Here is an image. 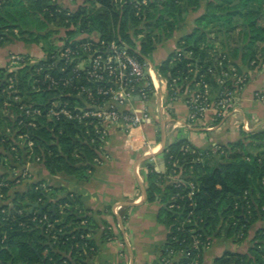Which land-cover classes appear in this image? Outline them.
<instances>
[{
    "label": "trees",
    "instance_id": "obj_1",
    "mask_svg": "<svg viewBox=\"0 0 264 264\" xmlns=\"http://www.w3.org/2000/svg\"><path fill=\"white\" fill-rule=\"evenodd\" d=\"M224 1L229 3L233 0ZM88 2L91 3L90 7L79 6L75 9L71 6L63 8L56 0H0V47L7 42L22 41L34 44L37 49L41 45L40 41H48L54 33L61 36L64 34L70 39L80 33H92L100 34L106 41H127L138 59L148 63L150 54L170 39L179 25L186 21L185 14L202 11L194 20L196 27L192 33L177 42L179 48L193 53L192 59L183 57L174 60L172 53L156 66L169 85L174 79L189 75V70L196 63L201 73L207 72L214 65L207 49L210 47L205 46L207 34L201 27L206 29L223 18L232 23L234 15H241L246 26L242 63L250 65L251 62H259L256 46L258 43L264 44V25L260 22L264 14V0H241L239 6L232 7L229 13L221 16L217 15V7L212 2H208L202 9L201 0H150L148 6L143 7L141 17L135 15L134 5L130 2L120 9L115 8L112 0ZM15 30L19 31V35ZM145 31L147 36L137 52L133 39ZM42 48L45 50L46 47ZM262 51L264 57V47ZM238 52L239 49L234 48L233 58H239ZM33 73L30 67L22 70L20 77L16 78V87L22 91L30 89V76ZM3 74L2 70V78ZM2 78L0 89L6 82ZM206 80L215 85L211 76ZM168 97L175 99L171 91ZM7 120L3 123L0 118V149L3 148L0 156L10 155L14 161L16 153L12 149L17 148L21 157L27 160L31 149L18 138L30 133L33 163L40 159L39 164L51 175L63 173L78 180H89L93 164L102 155V151L100 143L91 142L78 122L66 118L56 121L40 117L37 128L25 129L19 126L21 113H16L15 120L9 117ZM158 136L156 140L159 142L161 137ZM248 145L263 151L253 154ZM187 146L190 144L186 140L168 145L163 152L166 167L172 168L178 159L181 164L190 162V155H184ZM221 148H229L231 151L229 155L221 156L222 163L211 165L213 154H210L204 163L195 165L199 191L194 212L204 219L201 224L203 229L199 228L198 233L205 243L212 244L214 239L223 235L234 246V250H227L216 257L214 264H264V226L251 237L252 228L264 224V131L247 133L242 130L241 139L222 145ZM10 177L8 172L0 173V183L5 180L11 186L3 191L4 198L0 199V264H90V259L97 252L96 241L91 236L98 226L89 212L83 209L79 196L55 188L46 193L42 187L38 188L41 182L31 185L23 193H16L13 192L15 180ZM148 184L149 200L160 198L164 207L159 217L169 228L163 257L167 248L188 250L192 243L191 235L178 231L180 224L174 217L179 211L176 208L169 209L170 202L176 199V189L152 165H148ZM246 192L251 201L250 208L244 198ZM9 199H13L14 206L5 215L2 210L7 208L5 203ZM36 203L40 207L48 204L44 209L37 208L30 213V208ZM187 212L185 210L184 215ZM45 216L48 222L40 223ZM49 224L52 228L47 230ZM240 233L242 237L238 236ZM112 237L113 233L106 228L103 239L110 241ZM250 238L252 244L247 252L238 250L240 246L237 244L243 245ZM206 250L202 248L203 256Z\"/></svg>",
    "mask_w": 264,
    "mask_h": 264
},
{
    "label": "built area",
    "instance_id": "obj_2",
    "mask_svg": "<svg viewBox=\"0 0 264 264\" xmlns=\"http://www.w3.org/2000/svg\"><path fill=\"white\" fill-rule=\"evenodd\" d=\"M128 2L134 5L135 15L141 17L143 7L148 6L150 0H112L113 5L118 9ZM83 3L86 4H83L84 6H88V0H84ZM71 40L73 41L63 40L62 45H58L57 48L52 47L46 52L43 59L35 60V63L28 65L31 68L30 71L32 69L34 71L30 76V81L32 80L31 88L35 92L61 88L62 91H68L67 94L77 95V98L82 95L81 98L90 107H80L75 111L69 109L66 105L62 108L53 107L52 105L49 109L36 108L32 111L35 115H31L36 116V120L29 122V124L25 122L24 118L29 117L32 112L26 109L21 111V109L20 127L37 128V121L40 117H47L56 121L66 118L78 123L83 120L86 121L85 134L91 138L93 143L106 144L116 131H121L132 138L135 130H142V127L152 121V109L149 108L148 103L158 96L162 88L165 89L167 96L171 91L173 96L177 97L180 93L183 94L188 91L190 88L187 86L188 82H192V85L199 87V89L190 90V93H187L190 96L187 101L190 123L202 121L210 112L222 118L224 116L223 112L232 108V94L225 88L221 89V93L217 94V98H213L209 89L212 83L206 80L208 76L213 77L214 71L212 69H208L207 72L203 73L198 71L199 73L193 80H191L190 69L189 75L176 78L169 85L157 68H151L148 72V64L142 63L138 59L132 51L133 48L126 41L121 39L106 41L101 38L100 34L88 35L85 33H80ZM176 48L173 52L174 60L187 58L181 50ZM135 51L139 52V47H136ZM163 79L165 80L164 83ZM180 81H182L181 85L179 84ZM136 100L140 103V110H122V107ZM242 129L249 133V123L244 124ZM24 135L26 136V134L21 135L22 139L25 137ZM30 143L33 147V142ZM30 143H28L29 147L31 146ZM32 147H30L31 150ZM131 148L145 151L146 155L154 156L159 146L144 140L141 147H138L136 143H132ZM214 152L213 148L204 150V152L192 150L191 154L195 156L198 163H204L206 157L214 154ZM185 154H190L188 148L184 150ZM96 161L98 162L99 159L97 158ZM183 165L178 159L170 169L165 165L164 172L160 174L177 191L175 194L176 199H174V202H170L169 209L176 208L179 211L174 217L175 221L180 224L178 231L191 235L192 243L186 251L184 249L175 251L167 248L165 256L162 258V264H202V248L206 250L211 246V243H205L202 240V235L198 233L199 228L203 229L201 224L204 222V219L194 212L197 207L196 195L199 191V184L186 178L189 175H186L188 171L183 170ZM189 172L194 174L193 171ZM4 187V184H0V199L4 198ZM244 198L250 208L251 201L248 199V192L245 193ZM185 210H188V212L184 215ZM63 211L61 214L64 213ZM2 213H6V208L2 210ZM115 213H117V209H115ZM180 217L184 220L181 221ZM47 222V216L40 221L42 224ZM187 227L190 228L187 229ZM51 228L52 225L49 224L47 230ZM242 236L241 233L239 237ZM110 240H114V237Z\"/></svg>",
    "mask_w": 264,
    "mask_h": 264
},
{
    "label": "crops",
    "instance_id": "obj_3",
    "mask_svg": "<svg viewBox=\"0 0 264 264\" xmlns=\"http://www.w3.org/2000/svg\"><path fill=\"white\" fill-rule=\"evenodd\" d=\"M189 20L190 17L185 21L187 25L180 29V34L168 45L161 62L174 52L180 38L194 30L195 27ZM14 43L21 52H29V49L32 51L35 47L15 41L6 43L3 48L10 49ZM151 66L156 68L152 63ZM260 74V70H256L255 75L251 74L250 80L240 93L238 116L243 119V124L250 123V132L264 131V103L258 97L264 88V75ZM179 96L169 99L162 88L158 96L153 98L156 113L152 109V121L142 127V130H135L132 138L116 131L104 144L99 161L95 160L94 164L97 165L90 171L88 181L63 173L51 175L46 169H34L35 182H41L43 187L45 185L50 189H62L64 193L76 194L83 209L95 220L98 228L91 237L96 241L97 252L90 259V264H162L169 228L159 217L160 210L164 207L160 198L156 201L149 200L148 165L154 166L159 174L164 172L163 152L168 145L180 140H186L201 150H209L241 139L243 129L236 128L237 126L233 128L234 119L221 121L222 125L214 126L213 123L218 117L213 112L192 125L188 120L187 101L183 94ZM122 110L138 111L140 103L136 100L122 107ZM200 124L207 127H193ZM159 127L161 139L158 142L156 137ZM144 140L159 146L156 157L144 159L150 154L146 155L145 151L131 148L132 143L141 147ZM106 228L111 229L114 240L103 239ZM248 248V244L244 243L238 250L245 253ZM227 250H234L229 241L223 236L214 239L205 251L202 264H214V259Z\"/></svg>",
    "mask_w": 264,
    "mask_h": 264
},
{
    "label": "rangeland",
    "instance_id": "obj_4",
    "mask_svg": "<svg viewBox=\"0 0 264 264\" xmlns=\"http://www.w3.org/2000/svg\"><path fill=\"white\" fill-rule=\"evenodd\" d=\"M83 1L84 0H73L71 2L70 0H62V1H56V2L63 8H67L71 6L76 9L79 6H84L83 4H85L86 2L83 3ZM154 1H157V0H154ZM208 2H212L215 4L218 10L217 15L221 16V15H226L227 13H229L232 10V7L239 6V3L241 2V0H233L229 3L224 0H201L202 9ZM90 4L91 3L88 2V7L91 6ZM201 13L203 12L202 11H198L194 13L191 12L190 16H189L190 13H188V14H185L184 17L185 19L190 17L189 23H192L191 25L192 26L194 25V27H196L194 24V20L197 17H199ZM260 22L261 24L264 25V14H262L260 18ZM185 25H187L185 24V22L181 23L179 25V28L175 32V34L170 39L166 40L167 42L165 44H162L161 46H159L158 49L154 53L150 54L149 61H151L152 64H154L155 66H158L161 63V58L164 57V52H166L168 45L171 44L174 41V39L177 37V35L180 34V29L184 28ZM201 30L202 31L205 30V33L207 34V37H206L207 42L205 46L210 47L207 49L209 51V57L213 60V64H214L212 67L209 68L214 71L212 79H214L215 81V85L212 84L209 88L210 92H212L213 98H217V94H220L221 89L225 88L226 90L231 92L232 94L231 97L233 98V100L231 101L232 108H230L228 111L223 112L224 116L222 118L221 117L216 118L213 124H215L214 126L218 124L222 125L223 122L221 121L225 120L224 122H226L229 119H234L233 128L236 126H237L236 128L238 127L240 128L244 125L242 123L243 119L240 118V116H238L240 114V102H241L240 93L242 89L244 88V86L246 85V83L248 82V80H250L251 74L255 75L256 70H260L261 72L260 75H264V57L261 54L263 53L262 48L264 47V44L258 43V45L256 46L257 52H258L257 58L259 60L258 64H256V62H251L250 65H245L242 63L241 58H242L243 53L245 52V46H246V42H244L243 40L244 32L246 31V26L244 23V18L241 15H234L232 23H229L226 20V18H223V19H220L219 21L212 23L206 29L204 28V26H202ZM15 33L19 35L18 30H15ZM88 35H92V33ZM62 36L61 34L58 35L54 33L52 37L49 38L48 41H42V42L40 41L41 45L38 46L37 49L33 47L32 51L31 49H29V52L25 51L27 53H25L24 51L21 52L20 51L21 49H19V47L16 46L15 43L10 46V49L3 48L4 46L0 47V77L2 78L1 74L3 70L4 77L2 79H4V82L6 81L4 83L5 86L1 87L0 89V118L3 121V123L8 122L7 120L8 117L10 118V120H15L16 113H19L20 115L21 109H22L21 111L26 109L29 112L30 111L32 112L36 108L49 109L51 105L53 107L55 106L57 108H60V107L62 108V106L66 105L69 107V109L75 111L80 107L82 108L90 107V105L85 103V100L81 98L83 97L82 95H80V97L77 98V95L67 94L68 91H65V90L62 91L61 88H55V89L52 88L51 90L49 89V90H44L42 92H35L32 90V88L30 89L27 88L25 91H22L21 89H18L17 87H15V85H17L16 78L20 77V72L24 70L25 68H27L29 64L35 63V60L38 61L40 59H43L45 57L44 55L46 54V52H48L47 49L50 50L52 47H56V48L59 47L58 45H62L63 43L61 42H63V40L65 39L66 40L69 39V41H73L67 36H65L64 34H62ZM146 36H147V33L145 31L144 33L137 36L136 38L134 37L133 42L135 43L136 47H141V44L144 42ZM12 42H15V41H12ZM18 42H22V41H18ZM26 44L34 45L32 43H26ZM42 46L46 47L45 50H43ZM175 47H177L176 49L181 50L188 59L190 60L192 59L193 57L192 52L187 51L184 48H179L177 45H175ZM234 48L239 49V52H238L239 58L237 59L233 58L232 51L234 50ZM147 64H148V72H149L152 66L149 63ZM200 70L201 69L198 68L197 63L194 64L193 68L191 69V74H190L192 78L191 80L195 79L197 74L201 72ZM164 82L165 80L163 79V83ZM13 84L15 88L13 87ZM187 86L190 88L188 89V91H186L185 94L183 93L186 101L190 99V96L188 95L190 93L189 92L190 90L194 91L197 88L199 89V87L192 85V82L190 83L188 82ZM258 95H259L258 97L260 98V100L263 101L264 103V88L262 92H260ZM148 106L150 109L154 110V113H156L155 108H154L153 99L151 102L148 103ZM166 107L168 108V106ZM31 115H35V113L32 112L29 114V117L26 116L24 118L27 124H29V122L31 121L36 120V116H31ZM85 122L86 121L83 120L79 122L78 124L84 129H86L87 126H85L86 125ZM191 124L193 125V123ZM201 125L202 124L198 126L196 125L193 127L194 128H197V127L206 128L207 127L206 125H202V126ZM249 128L251 131L252 126L250 125V123H249ZM25 129H28V128H25ZM8 133H10V130H8ZM79 134L80 135L82 134L81 130ZM158 134H159L158 137H161L160 127L158 129ZM20 139L22 143L24 142V144H28L32 142L30 133L26 134V136L23 139L20 136L18 140L20 141ZM8 145L10 146L11 144H8ZM100 146L104 148V145H100ZM30 147H32V145ZM187 148L190 151L189 155L191 157V161L183 165L184 166L183 170L188 171L186 173V175H189L188 177H186L188 180L192 179L197 184H199L197 172L195 170V165L198 162L196 161V158H193L194 155H192L191 153H192V150H196L200 152H204V150L196 148L191 144L190 146L185 147V149ZM1 149L3 150V148ZM248 149L253 154H258L261 151H263L262 149H257L254 146H250V145H248ZM12 150L16 153L15 160L14 161L11 160L12 156L10 155L9 157L0 156V171L4 173L8 172L11 175L10 178L15 180V186H14L15 188L13 192L23 193L27 191L31 185L37 183L34 181L35 178L33 177L34 169L36 168L35 170H37V168L38 169H45V168H42V166L39 164L40 159H38L36 163H33L31 161L33 150H30L31 154L27 157V160H24L21 157L20 151L17 148H13ZM214 151L215 152L213 156L211 157L210 162H211V165H216V166L223 162V159L221 158L222 155L227 156L231 152L229 148L225 149V148H216V147L214 148ZM4 152H6V154L8 153L5 150ZM205 161L206 160H204V162ZM96 165L97 164H93V167H95ZM189 171L191 172L193 171L194 174L190 173ZM8 178L9 177H7V179ZM0 184L5 185V187L3 188V191H5L7 187H11L5 180L1 182ZM41 187L42 189L48 188V191L46 193H49L52 191V189H50L48 186L44 185L45 188L43 186H39L38 188L40 189ZM5 205L7 207L6 213H3V214L7 215L9 211L11 210V207L14 206L13 199L7 200ZM180 218H181V221L184 220V218L182 217ZM263 226L264 224H259L257 226H254L252 228L251 237L253 238L257 229ZM238 236H241V233ZM252 238L248 239L247 241L248 247L252 244ZM237 245L240 247L242 246V244L240 245L237 244Z\"/></svg>",
    "mask_w": 264,
    "mask_h": 264
},
{
    "label": "water",
    "instance_id": "obj_5",
    "mask_svg": "<svg viewBox=\"0 0 264 264\" xmlns=\"http://www.w3.org/2000/svg\"><path fill=\"white\" fill-rule=\"evenodd\" d=\"M148 63L151 65V62L148 61ZM160 154H162V153H160ZM153 157H156V156L155 155L154 156L150 155V156H146L144 159H152ZM47 204L48 203H46L42 207H40L37 203L36 204H33L32 207H31V209H30V213H33L36 208H40V210L44 209L47 206ZM53 208H55V207H53Z\"/></svg>",
    "mask_w": 264,
    "mask_h": 264
}]
</instances>
